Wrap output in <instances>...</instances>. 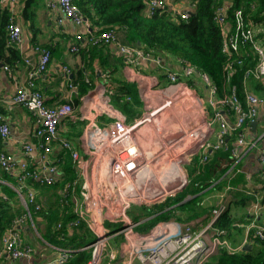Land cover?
Wrapping results in <instances>:
<instances>
[{
	"label": "built area",
	"instance_id": "1",
	"mask_svg": "<svg viewBox=\"0 0 264 264\" xmlns=\"http://www.w3.org/2000/svg\"><path fill=\"white\" fill-rule=\"evenodd\" d=\"M19 1L2 0V3L14 9ZM147 2L149 15L168 4V0ZM47 6L58 11L60 24L68 18L77 26V41L70 45L71 52H78L81 46L87 44L105 43L114 45L130 62L152 61L161 64L157 58L145 54L135 45L124 42L117 28L101 32L89 30L90 24L74 0H48ZM186 7L179 10L181 17L185 19L190 15ZM215 19L222 34L221 51L226 59L224 71L229 72L235 64L242 63V57L249 54L250 48L259 57L255 67H249L245 71L244 99L240 98L236 85L218 95L219 88L207 72L186 64L183 75L198 77L208 89L214 113L213 120L218 125L215 139L207 140L212 127L211 122L205 121L207 129L204 128L205 123L188 129L168 144L162 142L160 151L155 154L145 153L138 144L135 133L138 123H127L106 100L107 107H104V111L114 118L106 124L87 115L76 118L71 100L48 104L43 91L37 85V78L50 64L52 51L36 46L39 58L37 62L27 60L31 66L27 77L23 83L16 86L12 97L14 103L26 107L34 116L33 140L23 142L19 154L2 149L0 144V171L15 178V183L9 185L13 187L24 207V212L12 220L0 240V260L1 256L13 261L31 260L34 257L35 247L22 236V230L29 221L31 227L39 231L33 214L41 211L43 204L38 200L36 185L53 186L63 178L65 171L61 168V162L67 155L72 162L75 179L66 181L58 189L59 202L63 208H72L74 211L68 226L77 227L85 223L96 235V239L88 246L91 249V258L87 264H115L117 249L111 248L109 254L106 250L109 238L119 234L123 237L121 253L126 255L127 264H132L135 260L148 264H205L220 248H226L230 253L243 250L251 235L264 240V185L259 182L261 186L250 188L249 184L254 181V175L242 168H234L237 162L250 153H254L258 162L264 165V117L260 118L264 94L256 93L247 87V81L252 77L264 85V45L257 41L253 22L243 9L235 10L234 20L229 24L226 8L218 6ZM8 31L11 44L21 40V25L11 21ZM0 66L10 70L9 65L1 60ZM65 69L67 73L71 71L69 67ZM167 76L173 85L181 88L176 95L177 99L187 97L194 102L199 98L192 95V89L187 83L178 82L177 72L168 70ZM88 118L93 120L84 125L78 143L62 135V120L78 119L84 122ZM0 120V138L5 140L11 134V126L2 115ZM255 121L256 126L253 125ZM205 130L207 131L204 135ZM209 149L230 150L233 158L229 169L232 170L231 176L244 172L245 184L242 189L254 196L248 206L239 207L242 208L241 213L245 215L246 220L238 224L245 229L243 241L234 245L227 238V231L215 226L227 208L229 192L242 186L233 187L230 181L221 190L213 191L211 196H214L212 198L215 202L209 199L210 196L201 201V204L209 203L213 206L207 221L197 220L192 224L160 220L149 232L136 231L137 222H134L128 213L133 203L150 206L161 203L183 190L189 182L185 162H189L191 157L200 151L203 153V161L207 160ZM176 153L183 156L179 161L183 172L174 174L170 165L176 163ZM163 154L169 156V163L161 165L158 174H155L152 164L155 163V158ZM175 179L181 180L177 186L175 184L178 181ZM112 223H119L120 228H114L109 233L107 225ZM58 227L63 228V223L59 222ZM40 237L44 248L48 246V249L55 251L52 255L45 256L42 262L32 264H64L73 252L72 249L52 245L41 232ZM107 256L108 259L105 260ZM0 264L3 263L0 261Z\"/></svg>",
	"mask_w": 264,
	"mask_h": 264
},
{
	"label": "trees",
	"instance_id": "2",
	"mask_svg": "<svg viewBox=\"0 0 264 264\" xmlns=\"http://www.w3.org/2000/svg\"><path fill=\"white\" fill-rule=\"evenodd\" d=\"M36 1L24 0L26 14L22 13L21 21L29 20L30 14L32 18L35 17L31 6ZM147 1L74 0L84 17L90 22L89 30L92 32L124 28L129 44L157 58L163 66H167L166 68L171 69L177 65L182 70L186 64L193 65L199 71H205L210 75L219 88L218 95L236 85L240 98L244 99L245 71L249 67H255L259 57L250 48L249 54L242 57V63L235 64L229 72L224 71L226 59L221 51L222 34L220 25L215 19V10L218 6L225 7L228 23L231 24L235 10L243 9L253 22L257 41L264 45V0H192L186 7L190 11L186 19L181 17L179 10L168 4L149 15ZM11 21L21 22L13 15L10 7L0 0V60L12 67L21 60V51L17 44H11L9 41L8 25ZM79 42L81 43L82 40ZM37 43V46L51 50L47 44ZM109 46L112 45L103 43L81 46L80 51L84 57L86 56L88 62L85 66L78 68L80 75L78 80L79 83L85 80L84 70L90 72L100 69L107 79V91L112 103L123 112H127L134 108L135 102L126 101L129 95L128 86L116 76L118 70L116 71L115 66L110 62ZM124 57H121V64L125 62ZM142 63L150 64L151 62ZM120 68L118 66V69ZM162 71L166 76L165 68ZM161 77L164 78V75ZM247 87L256 93L264 94V85L258 79L250 78ZM75 102H78V99L75 98ZM69 139L73 141L70 136ZM202 157L203 153L200 151L192 157L188 164L190 168L186 165L189 182L183 190L169 196L161 203L150 206L135 205L134 213L128 212L132 220L137 222L136 231L149 232L160 220H174L181 223H191L202 217L208 220L213 206L201 204L203 197L209 192L221 190L230 181L233 187L242 186L229 192L227 208L215 226L226 230L227 238L233 244L240 241V235L245 229L238 224L246 220L245 215L239 211V207L248 206L254 199L253 195L242 189L245 184V173L238 172L231 176L232 170L229 171V169L233 164V158L230 150L220 149L209 152L208 159L205 161ZM61 168L65 171V176L55 185L49 187L36 185L38 200L43 204V208L35 212L33 218L43 237L50 242L73 249L64 264H87L91 258V249L88 246L96 239V235L85 223L77 227L67 225L74 216V211L72 208L67 210L61 206L58 189L66 181L75 179V172L68 155L61 162ZM234 168L245 170L243 161L237 162ZM2 173L9 182L15 183L16 180L11 174ZM258 176L260 178L256 180L264 185V165L260 164ZM23 212L24 207L13 187L0 182V240L12 220ZM59 222L63 223V228L58 227ZM119 228L115 227V230ZM31 229L28 221L22 230V236L25 239H28L26 233H29ZM48 230L51 231V238H48ZM248 243H250L249 249L235 253L228 252L226 248H220L205 264H264V240L251 235Z\"/></svg>",
	"mask_w": 264,
	"mask_h": 264
},
{
	"label": "crops",
	"instance_id": "3",
	"mask_svg": "<svg viewBox=\"0 0 264 264\" xmlns=\"http://www.w3.org/2000/svg\"><path fill=\"white\" fill-rule=\"evenodd\" d=\"M47 2L48 0H37L31 6L32 13L35 12V17L32 18V14H30L29 20L26 22L21 21L22 13L26 14L24 0H20L15 8L11 9L13 15L21 21L17 23L22 26L21 40L16 43L21 51V60L17 61L15 66L11 67L9 65V71L0 66V115L11 126L10 136L5 140L0 138L2 149L19 154L22 143L33 140L34 116L26 107L14 103L12 97L15 93L16 86L23 83L27 77L28 70L31 67L27 60L37 62L39 58V52L35 50L38 45L37 42L47 44L52 50V59L49 68L37 78V85L43 91L48 104H58L66 100H71L74 105L73 114L76 118L87 115L95 118L100 123L106 124L114 119L104 111V107H107L105 104L106 100L117 111L118 115L125 118L127 123H138L135 127L136 138L145 153L155 154L160 151L161 143L164 142V140L160 141V137H164L166 141L164 143L168 144L188 129L205 123V121L211 122L212 127V131L207 140L215 139L218 125L213 120L214 113L211 103L210 107L212 112H208L205 109V102L200 95V91L204 90L209 97L207 87L203 85L198 77L191 78L184 76L183 69L181 70L177 65L168 69L162 63L157 64L152 61H150V64H141L144 61L130 62L118 52L114 45L109 46L110 62L115 66L116 71L118 70L116 76L128 86L129 95L126 101L135 102L134 108H131L127 112H123L112 103L107 91V79L101 73L100 69L97 68L90 72L84 70L85 80L79 83L78 78H80V75L78 68L82 65L85 66L88 61L80 50L78 52L70 51V45L77 41L75 33L78 28L68 18H65L62 24H60L58 21V11L48 8ZM88 23L90 24L89 21ZM118 31L120 38L124 42H127L125 29L120 28ZM121 57L125 59V62L122 64L120 63ZM118 66L121 68L118 69ZM65 67H69L71 71L67 73ZM164 68L167 72L168 70L177 72L179 75L178 82L187 83L192 89V95L196 98L198 96L199 98L194 102H191L187 97L177 99L176 95H178L181 88H178L180 86L176 87V85L170 82L167 72L166 76L163 74L162 70ZM161 75H164V78ZM129 97L130 99H128ZM75 98L78 99V102H75ZM151 113L152 117L149 120H144ZM263 117L264 105L260 110V118ZM89 120L93 119L88 118L84 122H80L78 119L62 120L60 125L62 135L67 138L70 136L73 141L75 140L74 142H79L84 125ZM204 128L207 129L206 123ZM206 131L203 132L204 135ZM154 138L156 141H154ZM214 151L209 149L207 152ZM166 156L167 154H163L159 158H155V163L152 164V169L155 171V174H158L159 167L162 164L169 163L165 158ZM176 156V163L170 165L171 172L174 174L183 172L179 163L183 156L178 153H176ZM191 159L189 162H185V166L191 162ZM242 161L245 166V171L247 170L254 175L255 180L249 184V187L258 188L261 186L262 184L256 180L260 178L258 176L260 163L254 153L248 154ZM164 171L166 172V168ZM175 180L178 181L179 179ZM0 182L6 184L11 183L4 177L2 171H0ZM180 182L181 180L175 186L179 185ZM214 192H209L203 198L210 196L209 199H213L212 197L214 196L211 195ZM206 205L212 206L209 203H206ZM239 211H242V208H239ZM202 218L195 219L191 223L195 224L197 220L207 221L205 218ZM244 234L245 232H243L241 238H244ZM242 241L234 245H238ZM122 242L111 246L112 249H117V257L114 260L115 264H127L128 261L126 255L121 253ZM59 246L72 249L63 245ZM34 247L35 255L31 260L18 259L13 261L5 258V256H1L0 261L3 264H32L40 263L45 256L51 255L45 253L46 249L43 245H36ZM42 256L44 257L41 258ZM132 264L148 263L135 260Z\"/></svg>",
	"mask_w": 264,
	"mask_h": 264
},
{
	"label": "rangeland",
	"instance_id": "4",
	"mask_svg": "<svg viewBox=\"0 0 264 264\" xmlns=\"http://www.w3.org/2000/svg\"><path fill=\"white\" fill-rule=\"evenodd\" d=\"M192 0H168V5L171 6V7H174V8H177L178 10L180 9H183L184 7H186L187 5H189V3L191 2ZM200 95L201 97L203 98L204 100V104H205V109L208 111V112H212L211 110V107H210V102H209V97H208V94L206 93V91L202 90L200 91ZM262 127V122L260 121L259 122V128L261 129ZM166 159H169V156L167 155L165 157ZM163 165V164H162ZM165 165V164H164ZM188 167L190 168V166L188 165ZM214 201V199L212 200ZM216 201V200H215ZM214 201V202H215ZM135 205H141V204H136V203H133V205L128 209V212L130 214L134 213L133 211L135 210V208H133ZM233 208V206H232ZM241 212V211H240ZM117 225L115 226L114 224L110 225L108 224L107 225V228H108V232H112L114 230L115 227H120V224L119 223H116ZM114 225V226H113ZM49 234H48V238H51V231H49ZM244 232V231H243ZM242 232V234H243ZM242 234L240 235V241L243 240V238H241ZM27 237H28V240L30 241V243H32L34 246L36 245H43V240L41 239L40 237V231H36L34 227H32V230L31 232L29 233H26ZM242 239V240H241ZM123 241V237L121 234L115 236V237H110L109 240H108V246H107V254L110 253L111 251V246H114L116 243H120ZM52 245L54 246H59L56 242H51ZM250 248V243H246L245 244V247L244 249H249ZM46 251L45 253L47 254H53L54 253V249L50 248L48 249V246H46ZM108 259V256L105 258V260Z\"/></svg>",
	"mask_w": 264,
	"mask_h": 264
},
{
	"label": "bare ground",
	"instance_id": "5",
	"mask_svg": "<svg viewBox=\"0 0 264 264\" xmlns=\"http://www.w3.org/2000/svg\"><path fill=\"white\" fill-rule=\"evenodd\" d=\"M151 117H152V113H151V114H149V115H148V118H146V119H144V120H149ZM151 120H152V119H151ZM162 140H164V142H166L164 137H163V138H162V137H160V141H162ZM154 141H156V139H155V138H154Z\"/></svg>",
	"mask_w": 264,
	"mask_h": 264
},
{
	"label": "water",
	"instance_id": "6",
	"mask_svg": "<svg viewBox=\"0 0 264 264\" xmlns=\"http://www.w3.org/2000/svg\"><path fill=\"white\" fill-rule=\"evenodd\" d=\"M253 125H254V126H256V125H257V122H256V121H255V122H253Z\"/></svg>",
	"mask_w": 264,
	"mask_h": 264
}]
</instances>
